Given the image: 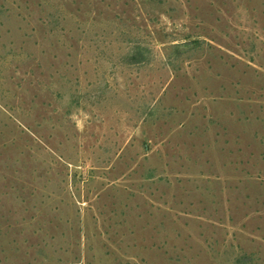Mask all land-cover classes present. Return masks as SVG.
I'll return each mask as SVG.
<instances>
[{"label":"rangeland","instance_id":"obj_1","mask_svg":"<svg viewBox=\"0 0 264 264\" xmlns=\"http://www.w3.org/2000/svg\"><path fill=\"white\" fill-rule=\"evenodd\" d=\"M0 264H264V0H0Z\"/></svg>","mask_w":264,"mask_h":264}]
</instances>
